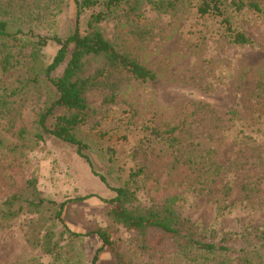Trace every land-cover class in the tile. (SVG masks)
Listing matches in <instances>:
<instances>
[{
  "label": "rangeland",
  "instance_id": "1",
  "mask_svg": "<svg viewBox=\"0 0 264 264\" xmlns=\"http://www.w3.org/2000/svg\"><path fill=\"white\" fill-rule=\"evenodd\" d=\"M132 1L133 11L130 6L116 9L99 26L119 51L152 70L155 79L114 76L112 80H121L115 88L100 86L86 92L93 113L77 135L87 146L94 171L109 186H120L129 172L140 171L130 181L136 191L135 203L156 208L177 196L175 205L182 218L203 240L218 241L225 234L237 237L260 227L264 223V155L257 151L264 154V123L253 120V115L251 119L244 116L247 104L264 102L261 86L254 81L257 76L264 80L260 71H264V0H254L261 11L247 6L238 12L227 9L232 25L252 40V45L243 46L225 40L217 19L199 16L197 0ZM224 2L228 5L231 0ZM243 2L247 5L249 0ZM90 12L84 9L77 15L74 0H0V19L8 22L10 30L30 29L48 38L38 68L55 55L59 47L55 37L65 39L76 29L86 30ZM102 64L98 57L86 59L84 74ZM63 66L53 74L58 75ZM23 71L16 63L3 71L0 64V98H9L6 111L0 113V205L34 179L42 197L58 203L72 200L62 213L68 229L86 233L103 228L109 233L114 245L104 246L96 264H115V249L123 264H189L177 256V242L164 237L161 230L147 229L145 237L150 243L141 245L137 232L112 225L106 200L114 192L92 173L74 145L37 125V114L54 98V88L42 75L39 82L23 88ZM12 92L17 94L7 97ZM197 103L213 107L218 113L215 121L233 118L234 113L236 121H229L223 136H216L220 130L193 122ZM50 122L48 118L47 126ZM173 125L178 127L170 134ZM195 128L214 139L197 137L199 141L189 134ZM244 132L255 138L244 140L248 143L243 145L245 150L238 142ZM210 142L217 143L215 158L205 155ZM250 142H256L257 150ZM246 153L255 162L258 155L259 164H244ZM190 155L195 160L191 165L187 162ZM197 161L201 162L198 167ZM247 183L251 190H241L240 185ZM85 194L95 196L75 200ZM38 217L23 212L0 223V264H66V256L56 261L26 242V224ZM52 227L55 239L72 254L70 264H91L102 245L96 234L69 248L62 224L55 222Z\"/></svg>",
  "mask_w": 264,
  "mask_h": 264
},
{
  "label": "trees",
  "instance_id": "2",
  "mask_svg": "<svg viewBox=\"0 0 264 264\" xmlns=\"http://www.w3.org/2000/svg\"><path fill=\"white\" fill-rule=\"evenodd\" d=\"M74 2L77 7V15L84 9L91 11L86 30L80 32L76 29L65 39L55 37L59 47L52 60L42 68L37 67V62L41 57L42 49L47 45L48 38L36 34L30 29L16 28L10 30L8 22L0 19V52L3 51L2 47L7 45L3 51L0 64L3 71H8L14 63L24 69L21 76L27 77H23L25 79L23 88L29 84L39 82L40 75L54 88V98L52 97L45 108L37 114V125L55 138L74 145L76 153L88 163L92 173L109 186L105 177L94 171L92 160L85 151L87 146L77 135V130L90 122L93 113L87 103L86 92L91 88L100 86L115 88L121 80H112L114 76H126L134 80L149 81L155 79V73L140 64L135 58L119 51L106 38L104 31L99 26L107 15L116 9L130 6L129 11H133L132 0H74ZM161 4L169 5L168 2L164 1ZM245 6L255 11H261L259 4L254 0H249L247 5L243 0H231L228 5L224 0H197L196 11L201 17L208 16L217 19L223 36L228 43L239 46L252 45V40L242 30L236 29L232 25L229 14H227L228 8L238 12ZM69 46H72L70 52L68 51ZM90 57L102 59L103 64L92 73L84 74V62ZM62 65L64 66L61 72L54 75L53 72ZM260 71L261 76H263L264 71ZM254 81L261 86L259 93H264V80L257 76ZM259 93L257 92V95ZM16 94L17 92H12L7 97ZM255 97L258 99L257 96ZM8 99L6 97L0 98V113L6 111L5 108L9 103L7 102ZM250 103L247 104V113L245 112L244 118L251 119L253 115V120L256 119L264 123V102ZM196 107V112L194 115L192 114L193 122L196 125L201 123L200 125L220 130V133L217 132L216 136H223L224 132L230 128L229 121L231 123L236 121L234 118L236 113L232 114L233 118L229 116L223 121L220 117L219 121H215L218 119V113L213 107L203 104L200 105V108L198 103ZM48 118L51 119L49 126L46 124ZM209 119L214 120L216 123H211ZM177 127L178 125L170 126L169 133L176 132ZM189 134L198 140L197 137H201V140L205 141H211V138H213L209 135H200L196 128L194 132H189ZM238 139L241 149L245 150L244 146H247L248 143L244 140L252 141L255 138L251 132H244ZM255 143L250 142L249 144L254 147V150H257ZM216 146V142L213 145L212 142L208 144L210 148L204 150L208 158H215ZM260 153L262 156L264 155L261 149L257 151L258 155ZM258 155L257 160L259 161ZM242 156L244 157V164L246 162L254 165L259 164L258 161H252L247 153ZM187 162L190 165L194 164L195 160L192 155L187 158ZM262 162H264V159ZM196 163L197 167L201 164L199 161ZM139 172H129L127 180L120 186H109L114 192V196L106 200L108 203L107 214L113 222L112 225H121L127 231L137 232L141 245L150 243L145 237L147 229L157 228L161 230L164 237L173 238L177 242V256L182 257L189 264H264V223L256 229L237 234V237L225 234L218 241L203 240L197 235L191 224L182 218L175 205L177 196L165 198L163 205L156 208H142L135 203L137 200L136 191L130 185V181ZM240 188L241 190L250 191L251 185L248 183L241 184ZM226 190L229 191L230 187H227ZM92 196L95 195L85 194L76 197L75 200L81 201ZM71 201L68 199L58 203L42 197L36 189L34 179H30L27 181L25 190L13 194L1 202L0 223L4 224L12 221L23 212L37 214L38 218L31 219L26 224V242L31 247L39 248L42 253L54 256L53 258L56 261L66 256V264L71 263L72 254L70 250L63 249V246L55 239L52 225L55 222L62 224L68 238L67 246L69 248L77 240L91 233L96 234L102 241V245L96 249L91 260V264H96L99 252L104 246L114 245V242L111 240L109 233L103 228L86 233L74 232L68 229L62 222V213L65 205ZM48 221L51 222L47 223ZM113 257L115 264H123V257L117 249L114 250Z\"/></svg>",
  "mask_w": 264,
  "mask_h": 264
}]
</instances>
